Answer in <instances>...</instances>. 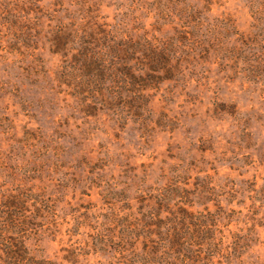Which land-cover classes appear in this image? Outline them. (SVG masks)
Masks as SVG:
<instances>
[{"label": "rangeland", "instance_id": "obj_1", "mask_svg": "<svg viewBox=\"0 0 264 264\" xmlns=\"http://www.w3.org/2000/svg\"><path fill=\"white\" fill-rule=\"evenodd\" d=\"M157 2L0 0V201L16 187L46 201L25 240L32 255L125 264L116 225L125 202L135 211L134 197L163 187L171 167L190 176L181 186L192 192L195 177L208 174L225 212L217 227L227 250L214 264H264V0H184L191 15L163 20ZM68 11L133 36L143 27L164 38L185 21L183 75L149 90L141 116L82 108L59 86L60 57L48 50L49 18ZM235 234L246 238L234 248Z\"/></svg>", "mask_w": 264, "mask_h": 264}, {"label": "trees", "instance_id": "obj_2", "mask_svg": "<svg viewBox=\"0 0 264 264\" xmlns=\"http://www.w3.org/2000/svg\"><path fill=\"white\" fill-rule=\"evenodd\" d=\"M182 3L184 0H158L157 14L161 20L178 11L185 12L184 9L190 14ZM56 4L61 5L59 1ZM174 6L176 11H172ZM96 16L68 11L65 19L49 18L54 24L47 31L48 50L60 57L54 69L55 78L86 110L112 112L119 119L141 116L149 111L152 96L149 90L183 75L182 64L188 62L186 47L191 43L187 25L183 21L184 28L173 26L175 34L164 38L149 37L143 27H139L141 34L133 36L122 27L96 21L93 19ZM170 171L166 184L154 194L140 191L134 197L140 203L135 211L129 201L124 204L128 212L116 225L117 245L122 252L129 251L124 256L125 264H214L213 257L224 256L227 250L223 247L222 231L217 227L225 212L211 185V176H196L194 193L181 186L188 184L189 175L177 172L174 167ZM14 190L0 201V264H56L32 255L25 244L36 219L43 217L42 212L49 208L46 201L31 188ZM152 199V204L144 203ZM211 200L216 207L214 212L207 205ZM193 204L202 206V211L194 214L189 210ZM163 213L166 215L162 216ZM245 238L235 234L231 246L235 248ZM137 244L141 245V252L135 251Z\"/></svg>", "mask_w": 264, "mask_h": 264}]
</instances>
